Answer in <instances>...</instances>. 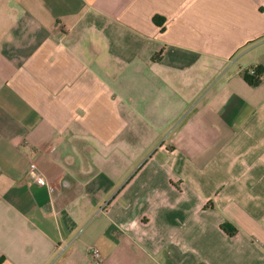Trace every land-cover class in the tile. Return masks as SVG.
Returning <instances> with one entry per match:
<instances>
[{"label": "crops", "instance_id": "1", "mask_svg": "<svg viewBox=\"0 0 264 264\" xmlns=\"http://www.w3.org/2000/svg\"><path fill=\"white\" fill-rule=\"evenodd\" d=\"M0 264H264V0H0Z\"/></svg>", "mask_w": 264, "mask_h": 264}, {"label": "built area", "instance_id": "2", "mask_svg": "<svg viewBox=\"0 0 264 264\" xmlns=\"http://www.w3.org/2000/svg\"><path fill=\"white\" fill-rule=\"evenodd\" d=\"M247 74L260 79V76L258 77V74H256V68H250L247 71ZM27 176L32 181V183H35L37 185H44L47 183L46 177L38 170L34 162H31L29 165ZM89 252L94 259L99 258V252L94 246H90Z\"/></svg>", "mask_w": 264, "mask_h": 264}, {"label": "trees", "instance_id": "3", "mask_svg": "<svg viewBox=\"0 0 264 264\" xmlns=\"http://www.w3.org/2000/svg\"><path fill=\"white\" fill-rule=\"evenodd\" d=\"M256 74H258V77L261 75L260 74V71L258 70V68H256ZM247 83L252 85V86H256L260 83L261 79L257 78V77H254V76H250V75H247ZM222 229L228 234V235H233L234 232H235V229L233 228H230L228 227L227 225H222L221 226Z\"/></svg>", "mask_w": 264, "mask_h": 264}]
</instances>
